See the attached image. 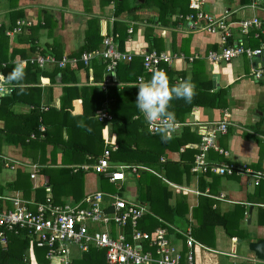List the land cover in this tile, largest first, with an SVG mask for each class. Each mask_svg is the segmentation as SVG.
I'll list each match as a JSON object with an SVG mask.
<instances>
[{
  "label": "crops",
  "instance_id": "obj_1",
  "mask_svg": "<svg viewBox=\"0 0 264 264\" xmlns=\"http://www.w3.org/2000/svg\"><path fill=\"white\" fill-rule=\"evenodd\" d=\"M125 1L126 3L122 0H0V32L2 28H7V38L0 39V44L7 47V55L4 49L0 50V78L6 80V86L11 89L8 93L0 92V105H5V102L9 105L7 115L6 108L0 106V212L14 207L11 200L14 197L26 201V204L33 207L32 210L35 203L45 199L46 188L50 185L49 176H41L38 168L53 167V172H57L59 168H69L76 172L82 166L78 165L79 163L63 164L62 153L65 145L49 143L43 149L35 150V145L25 147L20 143H13L10 136L15 134L11 133V130L16 133L26 122H37V128L30 131L25 142L43 140L46 131H50L53 140L63 143L71 140L74 145L82 147V150L76 152L70 150V159H81L83 152L89 147V142L88 137L82 136L80 131L84 128L92 130L95 124L85 115L86 105L91 97V90L87 88L94 86L97 91L103 93L114 86L121 88L125 83L118 81L116 68L121 63L133 60H142L143 66L142 73L131 83L133 86L141 78L148 80L153 78L151 75L168 73L173 84H194L195 92L204 96L226 88L225 107L222 109L210 107L206 99L199 98L198 102L202 104L185 112L184 120L178 121L183 125L169 135L180 137L185 134V141H192L177 150L166 151L162 156L163 162L171 160L187 167L190 163L193 165L192 162L198 153L200 133L190 123L218 122L227 112L230 120L228 132L216 138V143L226 154L209 149L206 162L213 165L245 164L251 170L264 171V146L261 139L264 135V65L262 78L259 79L255 77L254 72L257 63L245 55L229 61L210 58L212 52L217 53L223 47L221 39L224 32L219 28L213 32L206 29L207 19L224 18L231 24V37H228V42L242 40L251 48L261 47L264 37L256 38L253 32L246 35L241 33L238 22L242 18L254 16L264 22V0H245V3L240 0ZM193 3L198 6L191 7ZM13 13H18V16L11 24ZM20 21L23 24L19 26L18 31H14ZM90 21L97 23L94 26L99 27V34L102 36L97 47L86 50L82 48L87 42ZM10 24L13 25L12 29H8ZM129 30L131 33H128ZM106 35L113 37L118 51L131 55L130 60L119 61L110 73L106 72L107 62L102 57L90 59L86 64L82 60L83 54L104 48L103 39ZM31 47L35 50L43 49L44 52L34 53L30 50ZM53 47H59L62 51L60 58L53 54ZM152 51L167 54L172 58L171 62L162 63L164 71L161 73L148 72L144 67L143 54ZM38 55L50 56L53 61L39 66L33 61ZM257 60L264 62V51ZM78 62L81 64L79 68ZM17 64L23 65L25 70V78L19 84L9 80V73ZM56 67L68 69L64 82L60 73H52ZM108 75L110 79L106 82V88L102 89V82ZM134 87L137 91L136 86ZM67 89L68 97L63 99ZM34 93L41 94L37 121L29 116L30 111L35 108L33 103L29 102L35 99ZM11 99L12 103L9 102ZM108 100L110 102V99ZM66 104L71 106L60 108V105ZM132 104L136 105L135 100ZM185 104L188 103L184 101ZM48 105L55 110L51 111ZM107 105L106 100L98 110L96 109L95 117L99 122L106 124L100 131L104 150L116 146L110 151V160L114 164L117 163L115 161L121 160L112 158V152L117 150L118 144L115 143L117 136L113 131L112 114ZM101 112H105L108 118H100ZM27 118L30 120L27 121ZM133 119L137 120V115ZM80 120L84 121L85 127L77 126ZM146 129L139 127V136L148 133L149 136L154 135L148 127ZM150 141L148 138L139 137L138 148L144 151L152 149ZM85 154L87 155L84 158L93 162V156ZM51 159H54V162ZM147 168L168 186L171 192L168 200L170 209L178 214L182 212L183 219L172 221L157 215L151 209V199L147 197V187L144 183L132 181L136 187L133 194L129 198L124 195L130 178L127 174L124 180L112 182L101 174L87 172L83 177L81 191L63 195L59 194L57 189L58 192H53L52 198L58 203H80L87 194L100 191L104 192L106 197L117 195L128 201H137L145 204L148 209L141 220V229L154 234L159 224H153L154 227L150 228L151 220L164 224L170 243L181 252L186 251L187 237L193 239L194 264H264V260L249 250L250 242L264 240V225L258 223L259 218H264L259 214V210L264 207V179L255 182L252 176L245 174L193 172L191 166L190 171L184 173L178 182L165 177V171L159 167ZM35 172L37 174L32 177L31 174ZM134 177L139 180L140 172ZM109 186H116L118 189L108 190ZM42 188L44 192L41 191ZM78 195L82 196L81 199L71 198ZM199 197H206L211 208L226 215L228 230L235 236L228 235L221 225H216L212 231L210 227L199 229L200 213L195 212L200 203ZM240 232L246 237H239ZM143 247L154 251V247L148 243H144ZM92 249L101 251L91 246L87 252H80L76 246H71L69 261L72 264H80ZM104 260L106 261L105 254ZM20 264H45V260L42 252H37L30 244Z\"/></svg>",
  "mask_w": 264,
  "mask_h": 264
},
{
  "label": "built area",
  "instance_id": "obj_2",
  "mask_svg": "<svg viewBox=\"0 0 264 264\" xmlns=\"http://www.w3.org/2000/svg\"><path fill=\"white\" fill-rule=\"evenodd\" d=\"M197 6V4H191L193 8ZM207 21L206 29L209 32H213L216 28L224 32L221 39L223 47L217 53L212 52L210 58L217 61H229L245 55L249 60L257 63L254 69L255 77L262 78L264 62H259L257 59L263 54L264 42H261V47L258 48H251L242 40L228 42V37H231L229 26L231 24L224 18H209ZM22 24L23 22H18L14 31H18ZM238 25L240 32L245 35L253 32L256 38L264 37V22L256 16L242 18ZM128 33H131V30ZM103 46L102 50L83 54L84 64L97 56L102 57L107 62L106 72L110 73L119 61L131 59L130 54L116 49L112 36H104ZM171 60L172 58L164 53L152 51L143 54L144 67L148 72H163L162 63L171 62ZM33 61L43 66L45 62L53 61V59L50 56L38 55ZM108 79H110L109 75L102 82V89L106 88ZM10 90V87L6 86V80L0 78V92L8 93ZM100 118L106 119L108 115L101 112ZM182 125L183 123L174 120V130L169 133H175ZM190 125L200 133L198 153L192 165L193 172H212L220 175L245 174L252 176L255 182L264 179V171L251 170L245 164L213 165L206 162V153L209 149L226 154L216 143V138L228 132L229 113L225 112L218 122L190 123ZM147 126L151 133L156 134L155 125L147 122ZM261 139L264 146V135ZM115 148L116 146H112L105 149L93 165H82L79 169L93 168L96 173L112 182L124 180L126 174L138 176L140 169L150 170L140 165L112 164L110 151ZM160 161L163 162L164 158L161 157ZM31 176L34 177L35 174L32 173ZM11 200L14 207L0 212V227L9 230L24 229L29 234H33L37 246L45 245L48 248L45 255L48 264H72L69 261L71 246H76L80 252H87L91 246L103 250L108 264H194L193 239L190 236L186 239V251L181 252L170 243L166 227L157 226L154 234L140 228L141 220L148 211L143 203L128 201L117 195L106 197V194L100 191L87 194L80 203L58 204L51 196H47L42 202L34 204V210L26 204V201L18 197ZM5 241V236L0 232V243H5ZM144 243L153 246L154 251L143 247Z\"/></svg>",
  "mask_w": 264,
  "mask_h": 264
},
{
  "label": "trees",
  "instance_id": "obj_3",
  "mask_svg": "<svg viewBox=\"0 0 264 264\" xmlns=\"http://www.w3.org/2000/svg\"><path fill=\"white\" fill-rule=\"evenodd\" d=\"M122 2L126 3L125 0H122ZM240 2H244L245 0H240ZM122 4V3H121ZM164 11V10H163ZM21 14V12L19 13ZM18 13H13V17L11 19V24L17 20ZM9 25L8 29H12L13 25ZM94 21L89 22V30L86 36V44L82 49L91 50L98 46V44L101 42V34H99L100 30L97 26L95 28ZM93 28V30H92ZM7 28H2V31L0 32V39H5L7 36L5 35V31ZM123 40L121 41L120 45L122 46ZM4 49L5 54L7 55V47L6 45L0 44V50ZM31 51L35 53V51H39L37 53L44 52L43 49L35 50L34 47L30 48ZM82 51V50H81ZM4 54V55H5ZM53 54L56 58H60L62 55V51L59 47H53ZM78 67H80V62L77 63ZM32 66V65H31ZM33 67V66H32ZM74 70V69H73ZM143 66H142V60L139 61H131L126 63H121L116 68V74L118 77V81L121 83H125L124 86L121 88L119 86H114L109 89L106 93L97 91L94 86L87 88L88 90H91V97H89L88 101L89 104L86 105L85 115L88 117L89 121L95 123L92 127V130H88L84 128L80 132L82 133V136L88 137L89 147L88 149H85L84 154H82L81 159H70V150H73L76 152L77 150H82V147L79 145H74L71 140L68 143L58 142L52 139V133L50 134V131H46L45 139L43 140H33L31 142H25L26 137L29 135L31 130H35L37 127V122L31 123L26 122L25 126L23 125V128L21 130H18L16 133L14 130H11V133L15 134L14 136H10V140L13 143H20L22 146H32L35 145V150L38 148L43 149L45 145L52 143L53 145H65L66 148L64 149L62 153L63 158V164H72V163H79V161L83 160V157H85V153H88L93 156V163L98 160V158L103 154L104 146H103V140L100 138V131L104 129L105 123H101L97 120L95 117V112L98 110L99 107H101V104L107 100V109L112 114V124H113V131L117 136V139L115 143L118 144V148L116 151L112 152V158L116 160L121 161H115L117 163H127L131 165H140L143 167H154L158 168L160 170L165 171V177H167L170 180L174 181H181V177L184 173H188L190 171V168L192 164L187 167L185 165H182L181 163L174 162L171 160H167L166 162H161L160 159L165 154L166 151H172L177 150L179 147H181L183 144H186L187 142H191L192 140L188 141L186 139L185 141V134L180 137L172 136V138L167 141L163 142L160 138V136H154L158 134H154L152 136H149V131L146 132L148 134L140 135L138 129L139 127L146 129L147 123L142 115V113L139 112L136 105L132 104V102L136 99L137 91L132 82L136 81V78L138 75L142 73ZM52 73H60L63 79V82L65 81V77L68 74V69H59L55 68ZM165 77V81L168 85H173V82L171 81L170 74H161ZM152 77L156 75H151ZM225 89L221 88L217 90V92L213 94H209L207 96L201 95L196 93L194 96V100L191 104H185L184 100L182 99H173L170 104L169 111L172 112L174 119L177 121H183L184 120V114L186 111H189L193 106L201 105L202 103L198 102L199 98L206 99V102L210 107L219 108L222 109L225 107ZM65 96H63V99H66L68 97V89L65 90ZM40 93H34V100L31 99L29 102L33 103V106H35L34 109L30 111L29 116L31 115L33 119L36 118L37 121V115L39 112V101H40ZM75 95H73L74 97ZM77 99V98H76ZM110 99V102L109 100ZM28 101V100H27ZM70 101V100H69ZM12 103V99L9 101ZM2 103V102H1ZM3 106L5 109L6 115L9 114L7 112L8 102H5V105ZM49 109L51 111H54L55 109L51 107V105H48ZM68 106H71V104L66 105H60V108L64 109ZM97 109V110H96ZM50 114V112H48ZM67 112H65L66 114ZM127 114V115H126ZM12 115V114H10ZM41 115V114H40ZM43 117L45 116V113L42 114ZM68 115V113L66 114ZM126 115V116H124ZM137 115V120H134L133 117ZM48 116V114L46 115ZM30 119L27 118V121ZM147 130V129H146ZM139 137L141 139L148 138L151 140L152 149L148 148L147 150L139 149L137 140H139ZM86 148V147H85ZM78 161V162H77ZM192 161V160H191ZM43 163V162H42ZM193 163V162H192ZM92 172L96 173L93 168H91ZM38 173L41 176L48 175L49 180L48 184L49 188H46V193L44 198L47 196L53 197V192H58L57 189H59V194L62 193L63 195H72L75 194L76 190L81 191L82 189V182L84 175L89 172L85 169H78L76 172H73L72 169L69 168H59L57 172H53L54 168L49 166H42L37 169ZM140 178L138 180L139 184L144 183L147 187V197L148 199H151V209L160 217L164 219L169 220H177L183 219V213L178 214L177 211H172L170 209V206L168 204V200L171 197V192L168 190V186L161 181V178L157 175H154L150 172V170H142L140 169ZM34 174H37L36 172ZM98 174V173H96ZM45 187V186H44ZM110 187V186H109ZM109 189L117 190L118 188L116 186H111ZM105 187V189H107ZM44 192V188L42 190ZM61 194V195H62ZM82 196L78 195L77 197H71L72 199L79 200ZM55 203H58L52 198ZM200 203L199 206L196 208L195 212H199V220L200 221V227L206 228L210 227V230L216 226L221 225L225 228L228 235H231V232L228 230V219L226 215L217 212L213 208H211V205L207 202L208 199L206 197H199ZM67 203L66 201L58 204H64ZM180 213V212H179ZM259 214L264 217V207L259 210ZM152 225L150 228H153L155 224L158 226H165L164 224H160L156 220H151ZM258 223L260 225H264V218L258 220ZM2 230V231H1ZM0 232L5 236V244L0 243V264H20L22 262L23 256L26 253V250L28 248V245H33L36 248V251H41L43 259L45 260V264H48V260L45 258L46 252L48 248L44 245L42 247H39L36 245V238L33 234H29L27 230L15 228L13 230L0 228ZM243 232L239 233V237L242 239L246 237V235H243ZM196 235V230H195ZM80 264H108L107 261L104 260V252L101 250L92 249L85 257V259L80 262Z\"/></svg>",
  "mask_w": 264,
  "mask_h": 264
},
{
  "label": "clouds",
  "instance_id": "obj_4",
  "mask_svg": "<svg viewBox=\"0 0 264 264\" xmlns=\"http://www.w3.org/2000/svg\"><path fill=\"white\" fill-rule=\"evenodd\" d=\"M24 78L23 65L17 64L9 73L11 82L19 84ZM134 86L137 88L135 99L137 109L149 124L155 125V133L160 136L161 140L169 141L172 138L169 132L174 130V116L169 111L171 101L182 99L191 104L196 94L195 85L182 82L169 87L163 75H156L148 80L141 78ZM77 126L85 127L84 121H78Z\"/></svg>",
  "mask_w": 264,
  "mask_h": 264
},
{
  "label": "rangeland",
  "instance_id": "obj_5",
  "mask_svg": "<svg viewBox=\"0 0 264 264\" xmlns=\"http://www.w3.org/2000/svg\"><path fill=\"white\" fill-rule=\"evenodd\" d=\"M51 160H52V162H54V159H51ZM84 164L90 166L93 164V162L90 160H86V158L83 157V160H81V162H79L78 165H84ZM87 171L92 172L91 168H89ZM128 176L130 177L128 179L129 184H127V186H128L127 191L124 193V195H126L129 198V196H131L133 194L134 188H136L135 185L132 183V181L138 182V179L135 178L134 176H131V175H128ZM110 190H112V189H110Z\"/></svg>",
  "mask_w": 264,
  "mask_h": 264
},
{
  "label": "water",
  "instance_id": "obj_6",
  "mask_svg": "<svg viewBox=\"0 0 264 264\" xmlns=\"http://www.w3.org/2000/svg\"><path fill=\"white\" fill-rule=\"evenodd\" d=\"M249 250L261 260H264V240L249 243Z\"/></svg>",
  "mask_w": 264,
  "mask_h": 264
}]
</instances>
